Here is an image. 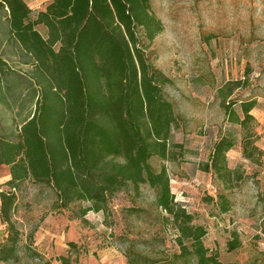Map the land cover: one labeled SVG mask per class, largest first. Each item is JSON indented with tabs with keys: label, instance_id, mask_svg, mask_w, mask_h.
I'll list each match as a JSON object with an SVG mask.
<instances>
[{
	"label": "rangeland",
	"instance_id": "374dc122",
	"mask_svg": "<svg viewBox=\"0 0 264 264\" xmlns=\"http://www.w3.org/2000/svg\"><path fill=\"white\" fill-rule=\"evenodd\" d=\"M148 5L162 31L151 40L137 28V48L167 78L163 94L179 123L171 159L153 157L150 163L156 171L167 168L176 201L194 216V224L206 228L204 244L223 263L264 264V155L253 151L264 153V0H149ZM5 17L0 12V56L22 75L0 89V136L15 140L35 110L26 78L32 60L10 41ZM37 30L47 38L45 27ZM249 102L255 103L254 120L245 131L229 121L228 108L243 119L242 106ZM248 136L252 160L243 153ZM224 138L235 142L226 154L232 171L227 183L206 171ZM1 177L0 192L8 190ZM15 194L12 219L21 233L20 260L0 264H62L57 258L69 255L70 242L79 247L71 254L73 264H193L175 259L182 253L177 232L156 207L149 186L124 188L106 213L84 214L90 206L85 202L60 209L50 188L29 181ZM6 236L0 220V242ZM234 239L239 247L228 252Z\"/></svg>",
	"mask_w": 264,
	"mask_h": 264
},
{
	"label": "trees",
	"instance_id": "16d2710c",
	"mask_svg": "<svg viewBox=\"0 0 264 264\" xmlns=\"http://www.w3.org/2000/svg\"><path fill=\"white\" fill-rule=\"evenodd\" d=\"M148 3L54 0L34 17L24 0H0L10 41L32 60L26 78L35 106L15 140L0 136V166H9L11 174L8 190L0 192V220L7 230L0 263L20 260L21 233L12 217L15 191L29 181L50 188L60 209L88 203L84 214L108 212L111 198L129 185L149 186L156 207L169 215L177 232L182 253L175 259L225 264L205 246L206 228L194 224V216L176 201L167 168L156 171L150 163L153 157L171 159V138L179 123L174 104L163 94L167 78L137 48V28L151 40L162 31ZM40 26L47 29V38L37 30ZM8 62L0 56V89L22 75ZM254 107V102L243 104V119L228 108L229 121L248 131ZM250 137L243 141V153L252 160L253 151L264 153L250 151ZM233 147L231 139L219 141L206 166L225 183L232 175L226 154ZM68 246L69 255L57 258L62 264H73L71 254L79 253L76 243ZM238 247L234 239L227 250Z\"/></svg>",
	"mask_w": 264,
	"mask_h": 264
},
{
	"label": "crops",
	"instance_id": "0c3cea01",
	"mask_svg": "<svg viewBox=\"0 0 264 264\" xmlns=\"http://www.w3.org/2000/svg\"><path fill=\"white\" fill-rule=\"evenodd\" d=\"M30 7L32 10H34L35 12H42V11H45L46 7L52 3L54 0H31V1H35V5H31L29 2H27L28 0H24ZM9 167V166H8ZM1 179H6L5 180V184L6 182H8L10 180V167L8 168L7 171L5 172H1ZM4 184V183H3Z\"/></svg>",
	"mask_w": 264,
	"mask_h": 264
}]
</instances>
